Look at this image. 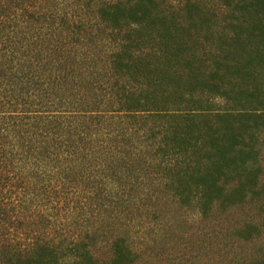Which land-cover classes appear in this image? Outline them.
<instances>
[{
	"label": "trees",
	"instance_id": "1",
	"mask_svg": "<svg viewBox=\"0 0 264 264\" xmlns=\"http://www.w3.org/2000/svg\"><path fill=\"white\" fill-rule=\"evenodd\" d=\"M0 264H264V0H0Z\"/></svg>",
	"mask_w": 264,
	"mask_h": 264
},
{
	"label": "rangeland",
	"instance_id": "2",
	"mask_svg": "<svg viewBox=\"0 0 264 264\" xmlns=\"http://www.w3.org/2000/svg\"><path fill=\"white\" fill-rule=\"evenodd\" d=\"M171 209H173L174 211L170 210L168 214L166 213V218H165L166 221H167V216H171L176 220H184V222L186 223H191L195 221L194 216L191 215L192 213L182 209H175V208H171Z\"/></svg>",
	"mask_w": 264,
	"mask_h": 264
}]
</instances>
